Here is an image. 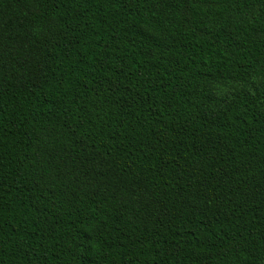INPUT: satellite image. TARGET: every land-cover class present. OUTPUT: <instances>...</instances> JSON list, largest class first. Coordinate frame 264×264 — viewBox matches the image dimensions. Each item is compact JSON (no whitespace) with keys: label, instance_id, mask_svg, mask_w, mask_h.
<instances>
[{"label":"trees","instance_id":"1","mask_svg":"<svg viewBox=\"0 0 264 264\" xmlns=\"http://www.w3.org/2000/svg\"><path fill=\"white\" fill-rule=\"evenodd\" d=\"M0 264H264V0H0Z\"/></svg>","mask_w":264,"mask_h":264}]
</instances>
